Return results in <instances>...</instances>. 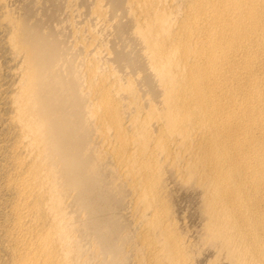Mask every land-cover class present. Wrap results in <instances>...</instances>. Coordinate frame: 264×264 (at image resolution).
Returning <instances> with one entry per match:
<instances>
[{
    "label": "bare ground",
    "instance_id": "bare-ground-1",
    "mask_svg": "<svg viewBox=\"0 0 264 264\" xmlns=\"http://www.w3.org/2000/svg\"><path fill=\"white\" fill-rule=\"evenodd\" d=\"M0 264H264V0H0Z\"/></svg>",
    "mask_w": 264,
    "mask_h": 264
}]
</instances>
